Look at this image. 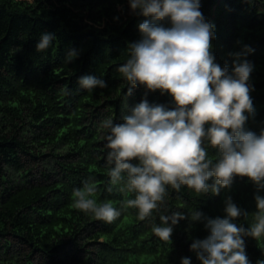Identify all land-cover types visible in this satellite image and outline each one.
I'll return each instance as SVG.
<instances>
[{"label":"trees","instance_id":"16d2710c","mask_svg":"<svg viewBox=\"0 0 264 264\" xmlns=\"http://www.w3.org/2000/svg\"><path fill=\"white\" fill-rule=\"evenodd\" d=\"M201 11L215 25L212 51L222 68L231 73L233 54L246 45L254 49L245 58L254 65L249 83L255 112L245 128L260 135L264 0H201ZM145 20L152 18L134 12L129 0H0V264H182L185 257L202 264L191 244L210 230L206 221L192 219L195 212L224 218L231 197L246 213L233 222L245 228L255 222V197H264V188L240 175L219 194L169 186L166 205L145 220L128 208L109 224L75 207L73 190L90 177L97 202L120 209L136 195L111 184L114 165L107 161L103 119L123 123L144 99L177 107L170 92L133 86L118 71L131 45L143 38L139 24ZM153 22L171 26L170 20ZM44 32L54 33L55 40L40 52ZM72 49L78 55L69 61ZM85 75L107 86L89 92L79 84ZM206 147L214 162L221 158L218 148ZM177 212L185 218L174 226L171 240L163 241L152 226L162 224L161 215ZM245 243L251 264L264 260V238L245 237Z\"/></svg>","mask_w":264,"mask_h":264},{"label":"clouds","instance_id":"9594fccd","mask_svg":"<svg viewBox=\"0 0 264 264\" xmlns=\"http://www.w3.org/2000/svg\"><path fill=\"white\" fill-rule=\"evenodd\" d=\"M129 2L134 12L152 20L139 24L143 38L131 45L130 58L118 71L133 86L170 92L177 107L150 105L144 99L123 123L114 124L111 117L103 119L101 127L107 130L106 147L110 150L107 161L114 165L109 170L111 184L136 195L120 209L112 202H97V188L90 177L82 188L73 190L75 207L111 224L128 208L138 209L139 219L145 220L153 210L166 205L169 186L179 190L186 185L197 193L211 190L219 194L221 187L229 188L240 175L264 188V133L257 135L245 128L249 115L255 112L249 83L254 65L245 58L254 49L246 45L234 53L230 73L227 66L222 68L216 62L212 51L215 25L204 17L201 0ZM164 20H170L171 26L153 22ZM54 40V33H42L37 50L46 52ZM77 55L72 49L68 60ZM79 84L89 92L107 86L104 79L92 75L81 77ZM206 144L219 149L218 161L209 158ZM137 158L139 163H132ZM212 177L215 183L209 185ZM255 199L258 212L250 228L233 222L246 213L231 197L224 218L193 214V220L206 221L210 230L206 239L191 244L202 264H251L245 237L264 238V197L256 195ZM184 218L179 212L161 215L162 224H154L152 231L170 241L174 226ZM182 264L192 261L185 257ZM257 264H264V260Z\"/></svg>","mask_w":264,"mask_h":264}]
</instances>
